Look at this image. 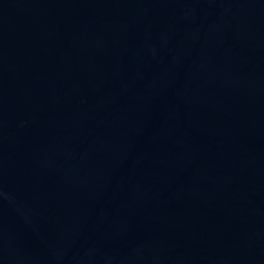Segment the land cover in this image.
Listing matches in <instances>:
<instances>
[{"label": "water", "instance_id": "95a60500", "mask_svg": "<svg viewBox=\"0 0 264 264\" xmlns=\"http://www.w3.org/2000/svg\"><path fill=\"white\" fill-rule=\"evenodd\" d=\"M0 264H264V0H0Z\"/></svg>", "mask_w": 264, "mask_h": 264}]
</instances>
